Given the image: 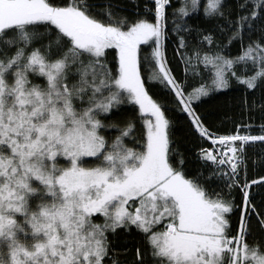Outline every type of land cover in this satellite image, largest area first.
Instances as JSON below:
<instances>
[{
	"label": "snow or ice",
	"instance_id": "obj_1",
	"mask_svg": "<svg viewBox=\"0 0 264 264\" xmlns=\"http://www.w3.org/2000/svg\"><path fill=\"white\" fill-rule=\"evenodd\" d=\"M0 264H264V0H0Z\"/></svg>",
	"mask_w": 264,
	"mask_h": 264
}]
</instances>
